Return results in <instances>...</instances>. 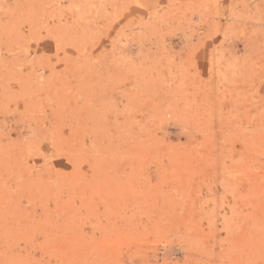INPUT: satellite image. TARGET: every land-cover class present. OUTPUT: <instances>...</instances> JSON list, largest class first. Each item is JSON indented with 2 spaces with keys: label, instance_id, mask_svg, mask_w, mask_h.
Here are the masks:
<instances>
[{
  "label": "rangeland",
  "instance_id": "374dc122",
  "mask_svg": "<svg viewBox=\"0 0 264 264\" xmlns=\"http://www.w3.org/2000/svg\"><path fill=\"white\" fill-rule=\"evenodd\" d=\"M0 264H264V0H0Z\"/></svg>",
  "mask_w": 264,
  "mask_h": 264
}]
</instances>
